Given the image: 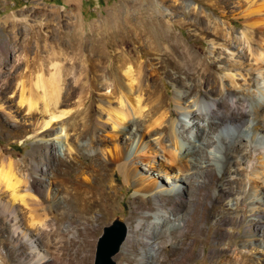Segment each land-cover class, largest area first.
<instances>
[{
    "label": "rangeland",
    "instance_id": "374dc122",
    "mask_svg": "<svg viewBox=\"0 0 264 264\" xmlns=\"http://www.w3.org/2000/svg\"><path fill=\"white\" fill-rule=\"evenodd\" d=\"M250 4L251 2L246 0H0V96L4 106L8 110L11 109V104L18 106L19 97L13 92L14 89L8 88V83L19 67H23L21 70L26 72L24 79L27 80V86H30L32 80L34 81L33 74L40 66L48 69L49 67L53 68L55 62H60L61 82L69 94L66 104L60 107V110H64L68 114L56 120L57 129L53 131V135L48 140L52 142V146L44 144L41 146L39 138L25 135L26 131L22 125L25 118L23 115L8 116L7 110L0 109V153L7 156L13 155L17 161L14 169L21 178L18 187L19 196L25 199L29 197L27 180L33 183L36 168L42 174L43 170H48L51 165H55V161L47 163L43 157L52 151H58L63 158L68 160L76 157L75 160L83 166L104 162L106 168L101 169V174H104L103 184L106 185H99L96 189V195H103L107 189L106 186L110 183L118 189V195L115 200L111 201L110 208L106 198L102 199L103 201L101 200L93 209L69 206L64 202V195L71 183L59 181L62 180L63 176L72 177L78 174L80 167L70 169L63 164L61 165L63 171L57 176L59 181L55 180L50 189V193L57 194L63 201L62 204L58 207L54 199L50 198L44 202V206H39L37 213H35L36 218H40L44 216V208L49 210L52 218L50 219V226L43 227L37 224L39 221L33 219L34 213L29 211L25 202L18 200L16 213L21 220L22 230L38 234L42 252L47 257L40 264H94L99 237L103 233L104 227L111 224L115 219H122L126 222L134 208L136 197L141 193L137 190L141 184L129 185L126 182L120 161H108L106 165L107 158H111V154L107 150L111 148L116 151L115 147L118 140H109L107 143L102 141L90 145L92 135H85L81 132L88 123L85 118V111L88 108L86 101L90 94L85 82V72L81 65L74 66V61L77 58L68 60H66L68 56H65L64 60L57 58L55 39L60 35L66 34L73 37L79 33L99 37V35H106V30L120 32L122 30L121 22L127 19H145L160 15L167 19L172 14L174 20L180 23L185 15L190 16L189 21H193L195 19L200 20L209 13L216 17V20H219L222 27L229 25L223 23L228 22L229 18H236L234 22L238 24V28L235 31L232 28H227L226 31L227 39L232 42L231 45L227 44L225 39L217 38L215 35L205 32L203 26L197 27L194 24H177L175 26L176 31L181 32L186 42L200 51L206 62H212L213 55H215L212 52L218 49V57L220 56L225 60L227 67L230 64L245 62L248 64L247 68H252V70L254 68L253 81L255 82L252 90L264 98V92H262L264 91V53L258 59L251 55L248 58L243 56V53L250 51L243 33L246 29V23L243 18L238 19L236 17L243 16L256 8H250ZM173 5H181L180 10L175 11ZM212 7H217V9L213 10ZM259 13L264 17V9ZM212 25L215 26V24ZM213 26L210 28L212 31L215 29ZM190 34L192 36L188 39ZM69 42L73 48L84 50L81 55L89 54L93 49L96 50L97 55L106 54V39L100 42L89 39V41L79 43L76 39L70 38ZM41 44L43 47L46 46V49L41 48ZM256 47L264 52V36L258 38ZM71 64L74 67L71 68ZM164 65V72L157 79L158 92L155 95L154 103L146 107L147 110L153 105L157 106L160 102H165L163 97L169 101L173 92L178 93L179 88L165 73L166 71L174 73V69L167 62ZM221 65L219 63L217 66L210 65L207 67L206 73L211 74L213 81L218 76L224 75V71L220 69ZM260 66L263 68L262 72L257 69ZM234 71L237 72L236 77L240 81L239 71L235 69ZM181 75L185 77V74L181 73ZM191 81L187 80L189 83ZM109 90L110 87L106 86V77H102L100 83L94 88L98 100L94 102L92 109L93 121L100 127L95 133L105 137V139L107 133L113 132L111 123L108 125L105 123L107 121L106 95ZM201 92L204 93V89ZM164 93H168L169 97L165 96ZM185 105L181 101L173 100L169 109L172 108L179 113V117L182 119L181 126L184 125L187 133V130L191 128V123H189L190 114L187 113ZM103 107L104 110H102ZM232 110L234 111V109ZM158 112H162V110ZM160 114L156 113L154 118H159ZM202 119L200 117L198 121L207 124L208 120ZM27 126L29 128V125ZM145 132L148 134L147 131ZM67 136L68 138L72 137V145H69ZM150 136V140L146 141L144 148L140 149L139 153H136V143L130 145L129 135L122 136L119 146L132 149L128 152L130 155L128 159L134 160L136 178L145 177L148 179L147 182H155L158 185L157 189L159 187L163 189L164 186L170 188L172 181L161 176V174H167L166 171L169 166L166 165L168 163L167 157L157 140L159 134L151 133ZM108 137L111 139L110 136ZM166 142L171 143V141ZM182 142L189 147L198 146L197 136L192 128L191 131H188V141L186 139ZM36 144H39L41 149L37 148L35 151ZM261 146L258 149L250 147V154L253 157L250 155V157L232 159L227 168L220 162L219 168L216 170L214 169L216 164L201 162L200 157L191 158L192 163L198 165L200 170L208 168L213 171L200 187H197L195 177H189L184 181L183 187L187 189L186 197L190 199L189 202L192 200V210L189 216L191 217V214L196 212L197 215L194 216L198 217L200 222L198 227L199 238L195 245H193L194 238L188 237L184 244L185 253L168 243L167 251L163 248L160 249L166 258H154L152 255L147 257L145 256V251L148 249L146 227L134 231L133 226H130L128 239L115 258L117 264H156V261L157 264H240L237 262L238 256L233 255L241 249L246 252L244 264H264V218H262V228H257L254 215V211L264 215V188L255 192L251 186L254 169H256L255 162L259 161L258 152L264 151V145ZM205 148L206 146L201 150L200 156H205L207 153ZM77 149L80 153L77 152ZM211 153L219 155L223 161L224 154L222 151ZM181 154H183L182 151ZM94 168L97 169L99 166L86 169L81 176H89L95 179L98 172L93 175ZM8 170L9 167L0 162V177H4V182L0 181V191L10 195L5 183L7 177L5 175ZM177 171L178 167L172 166L170 175H180ZM42 176L49 179L52 174H42ZM173 180L177 183L180 181L178 179ZM225 181L233 188L232 194L228 197L221 191V184ZM258 182L260 187H263L264 177H260ZM39 186L36 185L37 189L34 191L36 197L42 196L41 192H43V188L45 189V187L41 189ZM152 201L154 200L152 199ZM218 218L220 223L217 224ZM7 220V215L0 211V264H38L31 256L32 249L29 242L15 235L13 225ZM54 221L56 224H53ZM250 223L252 224L251 229L256 234L253 238L246 236L247 225ZM230 240L234 241L231 245H229ZM215 244L221 247V250H217V258L214 257ZM189 246L193 248L192 253L188 249ZM182 256L184 257L182 258ZM217 259H224L225 263H218Z\"/></svg>",
    "mask_w": 264,
    "mask_h": 264
},
{
    "label": "bare ground",
    "instance_id": "6f19581e",
    "mask_svg": "<svg viewBox=\"0 0 264 264\" xmlns=\"http://www.w3.org/2000/svg\"><path fill=\"white\" fill-rule=\"evenodd\" d=\"M246 1L251 2L250 8H256L243 16H236L238 19L243 18L246 23V29L243 33L250 51L245 50L243 56L248 58L251 55L258 59L264 53L263 50L256 47L258 38L264 36V17L259 13L264 9V0ZM180 8L181 5H173V9L177 12ZM212 8L213 10L217 9V7ZM189 18L190 16L185 15L180 23L174 20L172 14L167 19L162 15L145 19H124L125 21L121 22L120 25L122 30L118 29L120 32L106 30V35H99V37L88 36L83 33L69 37L65 34L55 39L57 58L60 60H64L65 56H68L66 60L77 58L79 61L75 60L74 66L81 65L85 72V82L90 94L86 101L88 108L85 107V118L88 123L81 132L85 135H92L90 145L102 141L107 143L109 140H118L115 147L116 151L111 148L107 150L111 154V158H107L106 165L108 161H120L126 182L129 185L141 184L137 189L141 193L136 197L134 208L131 210L128 219H126V225L128 235L130 234V226H133L134 231L146 227L148 249L145 251V256L147 257L152 255L154 258H166V255H163L160 249L163 248L167 251L168 243L185 253L184 244L187 238H194L193 245L199 238V218L194 216L197 215L196 212L191 214V217L189 216L192 210V200L189 202L190 199L186 197L187 189L183 187L184 181L189 177H195L197 181L195 183H197V187H200L213 171L208 168L200 170L198 165L192 163L191 158L200 157L201 162L216 164L214 167L216 170L219 168L220 162L227 168L232 159L250 157V155L253 157L250 154V147L258 149L259 146L264 145V98H261L257 92L252 90L255 82L253 81L254 68L253 70L247 68L248 64L245 62L236 63L237 65L228 64L227 67L225 60L220 56L218 57V49L212 52L215 54L212 62H206L200 51L189 45L182 37L181 32L176 31L175 26L177 24L203 26L205 32L213 34L217 38L225 39L227 44L231 45L232 42L227 39L226 31L227 28H232L233 31L238 28V24L234 22L236 18H229L228 22H223L229 24L224 27L221 26L219 20H216V17L209 13L200 20L189 21ZM212 24H215V26ZM212 26L215 27L214 31L210 29ZM191 36L192 34L188 39ZM70 38L76 39L79 43L89 41V39L98 40L99 42L106 39V54L97 55L96 50L93 49L89 54L81 55L84 50L73 48L69 44ZM41 45V48L46 49V46ZM75 45L77 47V44ZM166 62L174 69V73L171 71L165 73L179 88L178 93L173 92V98L170 96L169 101H166V98L163 97L167 103L162 101L157 106L153 105L147 110L146 107L154 103L155 95L158 92L157 79L164 72V63ZM59 63L55 62L53 68L49 67L48 69L40 66L35 73L33 72L34 74L32 73L34 81L32 80L30 86H27V80L24 79L26 72L21 70L23 67L15 70L13 78L8 83V88L14 89L13 92L19 97L18 106L11 104V109L8 110L2 103L0 96V109L7 110L8 116L23 115L25 118L22 125L26 131L25 135L39 138L41 146L43 144L52 146V142L48 140L53 135V131L57 129L56 120L68 114V112L60 110V107L66 104L69 94L61 82L62 71L60 68L61 63ZM219 63L222 64L220 69L224 71V75L218 76L213 81L211 74L206 73L207 67L210 65L217 66ZM74 66L71 64V68ZM234 69L239 71L240 81L237 79V72ZM257 69L262 72L263 68L260 66ZM181 73L185 74V77ZM102 77H106V86L110 87L106 95L107 121L104 122L107 125L111 123L113 129V132H106L108 134H106V139L96 135L95 132L100 127L93 121L92 116L94 102L98 100L94 88L100 83ZM187 80L192 81L189 83ZM202 89H204V93L201 92ZM164 95L169 97L168 93H164ZM173 100L186 104V111L190 114L189 123H191L190 126L196 133L198 146L189 147L183 143L184 141L182 142L186 139L188 141V131H191V128L186 133L184 125L181 126L182 119H180L179 113L172 108L169 109ZM231 109H234V111H231ZM25 110L27 112H24ZM102 110H104V107ZM159 110H162V112H158ZM150 113H153V115H150ZM156 113H161L158 116L159 118H154ZM200 117L203 118L202 120H208L207 124L198 121ZM27 125H29V128H27ZM145 131L150 135L151 133L159 134L157 140L167 157L168 163L166 165L169 166L166 171L167 174H161V176L169 178L168 181H172L170 188L164 186L163 189L162 187L157 189L158 185L155 182H147L148 179L145 177L136 178L134 160L128 159L130 156L128 152L131 148L119 146L122 136L129 135L130 145L136 143V153H139L140 149L144 148L146 141L151 138ZM67 140L69 145H72V137L68 138L67 136ZM166 141H171V143L168 144ZM41 146L36 144L35 151ZM204 146H206L205 152L207 153L205 156H200ZM181 151L183 154H181ZM220 151L224 154L223 161L219 155L211 153ZM77 152L80 153L79 149H77ZM43 157L47 163L55 161V165H51L48 170H41L43 175L51 173L52 176L48 179V177L42 176L36 168L33 183L27 180V183H29V187H27L29 197L25 199L18 194L21 178L14 169L17 161L13 155L7 156L0 153V162L9 167L5 175L7 176L5 183L10 192V195H8L0 191V211L7 215L8 220L14 227V234L29 242L32 249L31 256L38 264L43 263L47 257L42 252L38 234L22 230L21 220L16 213L18 200L19 202H25L29 211L34 213V216H32L34 220L38 219L37 224L43 227L50 226V219L52 218L49 210L44 208V216L40 218H36L35 213H37L38 207L44 206V202L50 198L54 199L58 207L62 204L63 201L57 194L50 193V189L53 187L55 180H58L57 176L63 171L61 169L63 164L70 169L80 167L78 174L72 177L62 175V180H58L59 182L71 183L64 195V202L69 206L93 209L102 199L106 198L110 208L111 201L115 200L118 195L117 187L111 183L106 186L107 189H104L103 195H96V189L99 185H106L103 184L104 174H101V169L105 167L104 162L83 166L75 160L76 157L68 160L63 158L58 151L46 153ZM258 159L259 161L255 162L256 169H254L251 180V186L255 192L264 188V186L260 187L258 182L260 177H264V151L258 152ZM174 165L178 167L177 172L180 175H170V170ZM93 166H99V168L93 170V175L98 172L95 179L89 176H81L86 169ZM3 178L0 177L1 182H4ZM173 179L180 181L177 183ZM36 185H40L39 188L41 187V189L45 187L40 197H36L34 193L37 189ZM221 191L228 197L232 194L233 188L225 181L221 184ZM254 215L256 227L262 228L263 213L254 211ZM219 221L218 218L216 223H220ZM53 224H56V222L54 221ZM251 225V223L247 225L246 236L253 238L256 234L251 229ZM232 243L234 241L230 240L229 245ZM188 249L192 253V246H189ZM217 250H221V247L215 244L214 257L216 258L218 257ZM233 256H238L237 262L240 264H244L246 261V252L243 249L236 251ZM216 261L225 263L224 259H217Z\"/></svg>",
    "mask_w": 264,
    "mask_h": 264
},
{
    "label": "water",
    "instance_id": "95a60500",
    "mask_svg": "<svg viewBox=\"0 0 264 264\" xmlns=\"http://www.w3.org/2000/svg\"><path fill=\"white\" fill-rule=\"evenodd\" d=\"M128 237L126 222L115 219L104 227L99 237L94 264H117L116 256L120 253Z\"/></svg>",
    "mask_w": 264,
    "mask_h": 264
}]
</instances>
